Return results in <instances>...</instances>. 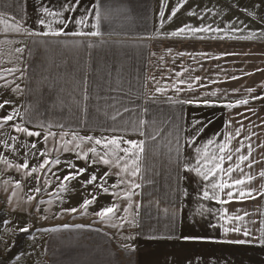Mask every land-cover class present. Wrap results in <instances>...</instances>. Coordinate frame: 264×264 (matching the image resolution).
<instances>
[{"label":"crops","instance_id":"1","mask_svg":"<svg viewBox=\"0 0 264 264\" xmlns=\"http://www.w3.org/2000/svg\"><path fill=\"white\" fill-rule=\"evenodd\" d=\"M40 2L0 0V13L5 19L9 16L21 19L30 31H42L44 29L36 23ZM43 2L58 7L65 0ZM107 3L113 9L112 21L101 23L102 35L98 37L31 36L6 31V26L0 25V75L4 77L0 79V104L8 101L0 109L1 117L13 109H18L22 116L28 113L32 123L27 127L41 132L39 137L43 148L48 149L56 147L52 137L47 145L43 142L44 134L49 130L57 134L56 140L61 139L63 131L69 133L65 139H72L70 134L75 132L79 136L94 138L122 136L124 140L147 141L146 152L141 154L140 174L131 178L121 173L125 181L134 179L140 184L133 190L130 200L123 198L124 191L130 189L127 182L117 189L111 188L118 182L115 173L119 168L115 163L88 167L91 153L89 160L85 161L78 160L73 151L64 152L62 149L47 156L51 160L59 155L61 160L59 165H51L47 177L48 168L44 169V178L49 182L57 180L51 173H59L58 182H61L63 176L75 171L68 168L66 162L69 160L76 168L88 170L73 181L74 208H77L75 223L80 218L82 224L68 225L43 236L40 264H264V247L259 246L258 239L264 230V195L261 194L264 193V177L260 176L264 170V39L212 38L223 36L224 32L172 36L173 30L163 28L156 0H107ZM231 4L241 3L236 0H202L205 24L209 21L212 28L225 29L227 12L235 15L238 11L236 7L228 8ZM89 7L90 0H81L75 15L79 16ZM73 30H79V27L69 24V31ZM86 30L94 29L89 25ZM89 44L94 46L88 47ZM18 48L23 51L17 52ZM9 69L13 71L9 73ZM176 72L181 76L176 77ZM189 76L194 91L188 90L187 83L179 84V80H187ZM157 87L164 91L157 93ZM175 87L183 91L176 92ZM248 89L253 91L248 92ZM85 90L89 101L83 99ZM212 92L216 96H212ZM97 96L113 97L131 111L123 113V120L114 125L103 110L97 111ZM244 98L249 100L247 105L232 109L222 106ZM176 100H191L193 103H174ZM205 100L217 106H204ZM103 105L104 99L100 100L99 106ZM139 120H144L145 124L139 126ZM195 121L202 122L200 126L204 132L196 136L195 147H192L185 141L193 135L191 125ZM226 121L231 122L227 128ZM16 123L20 121L8 122L5 131L17 133L14 130ZM113 127L127 130H109ZM237 128L242 131L231 141V147H240L243 140V155H249L248 146L252 147L249 161L241 167L253 177L244 187L256 189L255 198L223 205L203 200L204 186L208 185L211 192L213 177L205 181L196 173L186 171L184 163L190 161L195 165L200 158L196 148H200L202 154L203 145L209 138L222 143L221 133L234 134ZM141 131L145 135H141ZM152 136L156 137L155 141L150 138ZM92 146V143L83 145L85 150ZM121 147L128 145L121 144ZM207 152L209 158L213 153L219 154L218 145H210ZM116 155L124 156V153L118 152L112 158L115 159ZM235 160L234 156L231 163ZM252 161L255 163L249 168ZM229 163L225 160L223 167L227 168ZM92 172H96L97 181L85 187L83 181ZM105 172L112 173L105 184L109 194L95 186ZM240 175L234 172L232 179L240 178ZM221 178L229 179L222 173L215 177L217 181ZM185 191L187 197L183 195ZM112 192L119 195L114 197ZM93 195L98 197L96 202L87 210L81 208L83 200L91 199ZM219 196L227 199L224 193ZM114 203L119 206L117 214H122V218L116 220L119 223L113 225V231L93 225V220L88 221L87 214L93 218ZM129 204L128 212H124ZM198 204L216 211L226 209L230 215L249 213L241 225L248 226L252 235L245 237L243 233H229L226 236L222 228L209 226L221 224L223 220L207 213L203 218L199 215L193 218L192 211ZM170 233L173 234L171 240L161 239ZM181 235L205 239L183 241ZM234 240L250 243L226 242Z\"/></svg>","mask_w":264,"mask_h":264},{"label":"snow or ice","instance_id":"2","mask_svg":"<svg viewBox=\"0 0 264 264\" xmlns=\"http://www.w3.org/2000/svg\"><path fill=\"white\" fill-rule=\"evenodd\" d=\"M52 0H49V3H51ZM81 3V0H65L64 3L60 4L58 7H50L44 4L43 0H41L40 4L37 5V8L39 9V15L37 17L36 23L40 26L41 29H44L42 31L34 32L30 31L28 28L24 27L23 21L21 19L16 18L15 16H9L7 19L4 18L3 13H0V25L6 26V31H13L16 33H27L31 36H52V37H68V36H79V37H98L102 35V32L100 31L101 23L104 21L111 22L113 17V9L111 5L107 3V0H90V7L84 9V12L80 14L79 16H76L75 13L77 9L79 8ZM163 3L161 4V12L160 16L163 18L164 12H163ZM180 5L177 7H174L172 9V16L176 14L178 11ZM68 13H72L73 15L69 16ZM189 15H195L194 12H190ZM172 16L169 17V20L172 19ZM203 19V17H200ZM74 27L78 26L79 30H73L69 31V24H73ZM55 25V26H54ZM90 25L91 29L94 30H86L87 27ZM231 29V35L228 34L226 29ZM243 29L239 27H232L231 24L226 25L225 29L220 28H212L211 25H204L201 24L199 28L192 27L191 25H184L183 27L179 28L175 32H172L170 35L172 36H178L183 33H190L194 34L197 32H213V33H219L224 32L223 36L220 37H212L213 39L219 38V39H255L257 38V34L254 32H250V34L246 37H240L236 36V32H240ZM203 39V37H201ZM101 43H104L101 41ZM94 44H89L88 47H93ZM17 52H22L23 49H16ZM206 55V54H203ZM9 73H11L13 70L9 69L7 70ZM184 71H188L185 69ZM176 77H180L181 73L176 72ZM0 79H4L2 75H0ZM196 79H199L197 77ZM233 79H236V77H233ZM191 77L189 76L187 80L181 79L179 80V84H188V90L194 91L192 88V85L190 83ZM85 83H87V79H85ZM17 89H19V85L16 86ZM112 91V89H110ZM164 91V89H161L159 87L156 88V92L160 93ZM174 91L181 92L183 89L180 87H175ZM253 89H248V92H252ZM212 96H216L215 92L211 93ZM83 99L85 101H89L90 97L87 94V90H85ZM104 99V105L103 107H100V100ZM109 100L112 102L109 103ZM97 111L103 110L105 113V116L110 119L113 124L115 125L118 120H123V113H127L131 111L129 108L123 106L122 104L115 101L113 97H109L105 99L104 97L97 96ZM8 101H5L4 104H0V109L4 107L5 104H7ZM174 103L179 104H192L193 101L191 100H176ZM249 103V100L247 98L236 100L234 103H227L225 105H222L223 107L227 109H232L239 107L241 105H247ZM199 106V105H197ZM204 106L209 107H215L217 105L211 104L209 101H204ZM146 112L147 109H144ZM19 120L20 123L14 124V130L17 133H23L28 137H39L41 135V132L39 131H31L27 125L29 123H32V120L28 113H25L23 116L20 114V111L18 109H13L8 115H5L0 119V125L6 124L11 121ZM230 121L225 122V127L227 128L230 125ZM139 126H143L145 124L144 120L138 121ZM202 124L201 121H195L191 125V132L193 135H190L188 139L185 141L187 145H190L192 147H195L194 141L196 136H199L201 133L204 132V128L200 125ZM59 127L63 128V125H58ZM43 127V125L41 126ZM51 127V126H49ZM111 131H126V128H119V127H113L109 129ZM242 128H237L235 130V133H221L223 136V142L218 143L216 140H213L209 138L207 142L203 145V153L201 154V149L196 148L195 151L200 156L199 159L196 160L195 165H192L190 161H185L184 167L185 170L188 172H194L198 176H201L203 180L208 181L209 177H213V180L210 181L211 184V192L208 190V185H205V190L203 191V200H212L219 204H226L233 202L234 200L237 202L243 201L245 198H255L253 197V193L256 191V189L253 188H246L247 184H249L253 177L250 173H245L244 169L241 167V165L249 161L252 147L251 145L248 146V152L249 155H243L242 150L244 148V141L242 140L240 142V147L233 149L231 147V141L235 139L236 137H239L241 134ZM141 135H145L143 131L140 133ZM72 139H65V137L69 136L68 132H61L60 133V140H56L57 134L52 131H47L44 134V144L47 145L49 141V137H52L53 140L56 142V147L54 149H48L47 147L40 153V155L45 156V159L43 160V163L39 165L40 170H44L46 167L48 168V172H45V176H48V173L51 172V165H59L61 163V160L59 159V155H57L54 159H48L47 156L52 151L59 152L61 149L64 152L73 151L77 157L78 160H89V153H91L92 159L88 163V167H93L97 164H103L106 166H111L113 163H115V166L119 168V171L115 173V175L118 177V182L116 184L111 185L112 189H117L120 187L121 184H124L127 182V184L130 186L129 191H124L123 198L124 199H131V196L134 194L135 189L140 187V184L136 183L134 179H128L125 181V177H131L135 178L138 174L141 172L140 168V161H141V154L146 152V140H140V141H134V140H124L122 136H112V137H102V138H94L92 136H79L77 133L72 132L71 134ZM153 141H155L156 137L152 136L150 137ZM13 140L16 139V137H12ZM246 139H250V137H247ZM92 143L93 146L91 148H88L87 150L84 149L83 145ZM121 144H127L128 147H121ZM210 145H218L219 154L213 153L211 157L209 158L207 149ZM7 147V145H5ZM23 147L27 148L28 145L25 143ZM32 149H36V144L31 145ZM100 149V150H98ZM12 151L15 152L16 148L13 145ZM118 152H123L124 156H115V159L112 157L114 154ZM35 155V153H33ZM27 155V153H26ZM180 152H179V141H177V159L179 160ZM236 157L235 163H231L233 161V157ZM229 161V165L227 168L223 167L224 161ZM204 161L202 164L201 162ZM7 163V161H5ZM67 166L69 169H75V171H70L68 175L63 176V180L60 182V188L61 191H66V185L65 182L74 181L78 177L83 176L84 173L88 170L85 167L76 168V166L72 163L71 160L67 161ZM255 163V161H252L248 164V167L251 168L252 164ZM211 165V166H209ZM11 167V165H9ZM24 168L27 170L28 163L27 160H25L23 165H17V168ZM205 169V170H202ZM36 168H32V172H36ZM234 172L241 173L240 178L232 179V174ZM121 173L125 174V177H121ZM223 174L224 176L228 177V180H224L221 178L220 180H216L215 177L218 174ZM51 175L55 176L57 180L60 179L59 173H51ZM112 175L111 172H105L103 176L99 177L100 183L96 184L95 186L99 189H101L102 192L105 194H109V188L105 187V184L107 183V178ZM260 176L264 177V170L260 172ZM37 181L39 183V177H37ZM97 181V174L96 172H92L91 176L83 181V185L86 187L88 185H93ZM20 182H17V185L19 186ZM48 183V180L45 179V184ZM227 190V191H225ZM33 191L40 192L41 188L37 187ZM123 191V190H122ZM219 193H224L227 197L226 200L221 199L219 196ZM114 197L118 196L119 194L116 192L111 193ZM264 195V193H261ZM185 197H187V192L185 191L183 193ZM33 199V197H29V200ZM98 199L97 196L93 195L91 199L85 198L80 205L81 208L87 210V208L94 204L96 200ZM62 202V201H61ZM41 203H44L43 201ZM50 203V201L48 202ZM129 207H131V204H129L128 207L124 208V212H128ZM137 208H139V205H136ZM37 208L39 209V204L37 205ZM203 209V211H202ZM65 211H70L72 213L77 212V208L67 209ZM119 211V206L117 204H112L111 206L103 208L100 212H97L96 215L100 217L102 220L108 219L109 217H115L117 212ZM167 212V209L165 210ZM207 213L208 215H213L216 217H219L221 220H223V223L221 224H210V227L213 228H222L224 234L227 236L229 233H243L245 237L251 236L252 231L251 229L246 225H241V221H243L244 216H248L249 213H244V216H241L239 214L237 215H230L228 214L227 210H221L216 211L212 208H204L203 204H198L192 211L193 218H195L196 215H199L201 218ZM8 221H5V224H7ZM250 223H255V221H251ZM115 226V225H114ZM67 227V226H65ZM21 232H29V229L27 227L21 228ZM42 231H55V229H44ZM155 239L156 237H151ZM173 238V234H168L165 237H161V239L171 240ZM180 239L183 241H194V240H203L204 237H197V236H191V235H181ZM259 239V246L264 247V230L261 231V235L258 238ZM230 243H236V244H245L250 243V241L246 240H234V241H226ZM127 247V246H125ZM134 251V249H133Z\"/></svg>","mask_w":264,"mask_h":264},{"label":"rangeland","instance_id":"3","mask_svg":"<svg viewBox=\"0 0 264 264\" xmlns=\"http://www.w3.org/2000/svg\"><path fill=\"white\" fill-rule=\"evenodd\" d=\"M156 2L159 19H162L163 28L166 30L171 29L175 32L186 24L195 28H199L201 24H210L209 21L205 24L204 19L200 18L203 17L202 0H156ZM236 2L241 4L228 5V8L236 7L238 11L236 16L227 12L225 28L226 25L231 24L232 27L243 29L236 32V35L246 37L250 32H254L257 38L264 39V0H236ZM162 3L163 18L160 16ZM178 5H180L178 11L172 16V9ZM190 12H194L195 15H189ZM170 16H172L171 20H169ZM226 31L228 34L231 33L230 28ZM203 33L186 32L182 35L201 36ZM0 119H2L1 115ZM5 126L7 123L0 125V264H40L41 240L51 232L42 230L58 231L68 225L82 224L80 218L78 223H75V213L65 211L74 208V182H67L66 191H61L58 180L48 181L45 184L44 170L39 168L45 157L40 155L45 149L42 138L28 137L22 133L12 134L5 131L7 128ZM12 137L16 139L13 140ZM25 143L28 145L27 148L23 147ZM32 144H36V149L31 148ZM13 145L16 148L15 152L12 151ZM25 160L28 163L27 170L22 167L17 168V165H23ZM33 167L37 169L34 173ZM17 182H20L19 186ZM37 187L41 188L40 192L33 191ZM64 193L67 195L61 196ZM30 196L33 199L29 200ZM42 201L44 203H41ZM87 215L88 221L93 220V225L105 227L106 231H113V225L119 223L116 220L122 218V214L104 220L98 216L90 218V215ZM5 221L8 223L5 224ZM25 227L29 232L20 231ZM18 235H21L19 239H17Z\"/></svg>","mask_w":264,"mask_h":264},{"label":"trees","instance_id":"4","mask_svg":"<svg viewBox=\"0 0 264 264\" xmlns=\"http://www.w3.org/2000/svg\"><path fill=\"white\" fill-rule=\"evenodd\" d=\"M0 227H1V225H0ZM20 237H21V235H18V236H17V239H19Z\"/></svg>","mask_w":264,"mask_h":264},{"label":"built area","instance_id":"5","mask_svg":"<svg viewBox=\"0 0 264 264\" xmlns=\"http://www.w3.org/2000/svg\"><path fill=\"white\" fill-rule=\"evenodd\" d=\"M1 243H3V242H1Z\"/></svg>","mask_w":264,"mask_h":264}]
</instances>
